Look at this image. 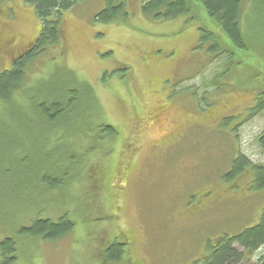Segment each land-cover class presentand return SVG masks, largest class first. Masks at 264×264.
<instances>
[{
  "label": "rangeland",
  "instance_id": "rangeland-1",
  "mask_svg": "<svg viewBox=\"0 0 264 264\" xmlns=\"http://www.w3.org/2000/svg\"><path fill=\"white\" fill-rule=\"evenodd\" d=\"M125 1L126 19L107 23L97 20L107 0L66 10L65 54L52 48L30 70L27 86L38 96L56 84L57 97L70 83L67 70L76 72L89 89L82 117L68 111L48 124L26 98L19 111L0 104V241L17 239L16 264H102L108 244L124 234L128 254L120 264H204L220 237L260 222L264 188L251 187L250 170L227 175L239 154L264 165V113L251 116L264 93V0H243L248 50L236 53L222 41L220 55L200 40L201 7L193 11L199 20H154L143 16V0ZM0 7L2 72L42 22L26 0ZM73 142L74 153L88 151L86 163L73 157ZM38 167L64 184L51 188ZM63 215L75 227L59 239L20 232ZM263 255L264 245L239 264H258Z\"/></svg>",
  "mask_w": 264,
  "mask_h": 264
},
{
  "label": "trees",
  "instance_id": "trees-1",
  "mask_svg": "<svg viewBox=\"0 0 264 264\" xmlns=\"http://www.w3.org/2000/svg\"><path fill=\"white\" fill-rule=\"evenodd\" d=\"M26 1L34 6L36 14L42 22L41 30L26 52L22 56L12 60L9 69L0 72V104L6 105L9 111H19V108L16 106L23 105L21 101H24L26 98L30 102V107L33 109L35 116L37 117V114H40L47 120L48 124H54L62 120L68 111L74 117H82L81 110L85 107V105L82 106L81 104L83 103L82 96L89 89L85 87L88 85L87 82L81 80L73 70H67L68 75L66 78L70 83H65V86L60 87L59 92L61 91V93L58 96L59 98L56 96L58 92L55 90L56 84L52 88H44L38 96L36 95L37 90L33 89L35 86H27L28 80L32 77L30 76V70L33 64H35L34 61L37 57L46 54L55 47H60L59 54L62 56L65 54L64 12L82 0ZM254 1L256 2V0ZM200 7L204 13L205 21L203 25L200 23L199 26L201 31L200 40L201 42H211V51H218L217 55L225 52L220 46L222 45V41L231 45L236 53L238 49L241 50L238 51L240 53L248 50V44L241 29V21L245 10L243 0H143L141 12L144 17L154 20L173 19L182 15L188 17L189 20H199L193 11H196ZM127 15L128 9L125 0H107L105 8L97 14V20L107 23L126 19ZM214 24L215 28L213 27ZM217 29L220 30L223 36L218 34ZM230 54V56H233L234 51ZM59 72L60 69H57L55 74L61 77ZM40 82L41 80L37 83L40 84ZM62 97L63 99H61ZM35 98L37 100H34ZM90 99L92 102L94 101L91 96ZM261 112L264 113V93L257 99L251 116L255 117ZM106 128L108 129L109 127L106 126ZM110 133H116V131L110 129ZM77 136L75 133V137ZM258 143L264 152V131L258 136ZM76 146L75 142L69 144V148L72 149L71 152L74 154L73 157L78 158L77 161L80 163H86L84 156L88 154V151L85 149V153L82 152V155L74 153ZM4 152L0 148V163L3 160ZM48 156L53 158V154H48ZM38 169L45 172L42 181L51 188L61 187L64 184L61 178L59 179L56 175L49 173L50 169L46 167H38ZM246 170H251L254 176L251 187L255 189L264 188V165L251 161L243 154H239L234 160L232 172L227 175L228 180L234 178L235 175L239 176ZM88 172L87 174H89ZM107 197L108 195H106ZM107 199L110 201V209L116 212L111 207L113 204L112 198L111 200L109 197ZM74 227L75 223L72 219L68 215H63L56 221L51 218H38L31 222L30 226L22 227L20 232L22 234L42 236L44 239H59L69 234ZM126 236V234L119 235L108 244L104 250L102 264H120L124 261L126 254H128L126 245L129 239ZM235 243H238L244 251H240L235 246ZM262 245H264V212L257 225L245 229L239 235H224L215 248H210L211 255L204 264H239L244 258H249ZM0 252V264H16L19 258L17 239L12 236L4 237L0 241ZM194 264H198V262ZM258 264H264V255L260 257Z\"/></svg>",
  "mask_w": 264,
  "mask_h": 264
},
{
  "label": "flooded vegetation",
  "instance_id": "flooded-vegetation-1",
  "mask_svg": "<svg viewBox=\"0 0 264 264\" xmlns=\"http://www.w3.org/2000/svg\"><path fill=\"white\" fill-rule=\"evenodd\" d=\"M29 45H30V44H29ZM29 45H28V46H29ZM138 117H141V116L139 115ZM244 123H245V122H244ZM240 125H241V124H240ZM239 127H240V126H239ZM239 127H238V128H239ZM250 171H251V170H250ZM251 173H252V171H251ZM240 175H241V174H240ZM252 177H253V179H254L253 174H252ZM222 237H223V236H222ZM222 237L219 238L218 242L215 243V245L212 246V248H213V247L215 248V246H217V245L219 244V242H220V240H221ZM210 248H211V247H210ZM210 255H211V251H210V249H209V254H208V255L205 257V259H204L205 262H206V260L210 257ZM195 263H196V262H195ZM193 264H194V263H193Z\"/></svg>",
  "mask_w": 264,
  "mask_h": 264
}]
</instances>
